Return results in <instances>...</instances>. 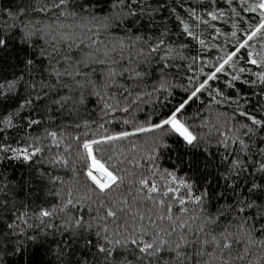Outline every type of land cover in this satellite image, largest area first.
<instances>
[{
    "label": "snow or ice",
    "instance_id": "obj_1",
    "mask_svg": "<svg viewBox=\"0 0 264 264\" xmlns=\"http://www.w3.org/2000/svg\"><path fill=\"white\" fill-rule=\"evenodd\" d=\"M222 2L0 9V264H264V0Z\"/></svg>",
    "mask_w": 264,
    "mask_h": 264
},
{
    "label": "trees",
    "instance_id": "obj_2",
    "mask_svg": "<svg viewBox=\"0 0 264 264\" xmlns=\"http://www.w3.org/2000/svg\"><path fill=\"white\" fill-rule=\"evenodd\" d=\"M193 2H195V0H193ZM19 3H20V0H0V9L11 8L15 10V6L18 5ZM221 6H224L222 0H221ZM251 18L255 20L256 14H251ZM5 19H7V17L0 16V23H2L3 20ZM220 24L222 27H224L225 30H228L227 25H224L223 22H220ZM0 63H3V68H4V71H0V76H7L10 78V71L8 70V66L9 64L15 63V62L9 60L8 62H0ZM12 103L14 104L15 102H12ZM193 108H195V105L193 106ZM81 115L88 119H98V115L96 111H93L91 114L87 112H82ZM178 154L181 156L185 154L184 149L182 147H178L174 149L172 152L166 153L165 158L160 161L161 167L172 169L174 166H178L179 162L176 159ZM199 159L202 160L204 159V157L201 156L199 157ZM0 171H4L8 175V178L10 180L12 179L18 180L20 179L22 173L25 175L27 174L25 166L17 161H13L10 164L6 163L4 169H0ZM184 171H187V169L185 168L182 171L178 172V175H182ZM39 202L40 201L37 200V203Z\"/></svg>",
    "mask_w": 264,
    "mask_h": 264
}]
</instances>
